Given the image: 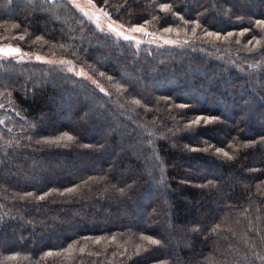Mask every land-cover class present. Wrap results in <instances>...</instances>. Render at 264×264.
Listing matches in <instances>:
<instances>
[{"label": "trees", "instance_id": "1", "mask_svg": "<svg viewBox=\"0 0 264 264\" xmlns=\"http://www.w3.org/2000/svg\"><path fill=\"white\" fill-rule=\"evenodd\" d=\"M89 1L0 0V264H264V0Z\"/></svg>", "mask_w": 264, "mask_h": 264}, {"label": "rangeland", "instance_id": "2", "mask_svg": "<svg viewBox=\"0 0 264 264\" xmlns=\"http://www.w3.org/2000/svg\"><path fill=\"white\" fill-rule=\"evenodd\" d=\"M69 2L75 8H77L79 12H81L87 18L95 22V24H97V26L100 29H104L122 39H126L125 37H127V40H131L136 44H140L146 40L143 32L134 31L133 29H126L122 27L118 23L109 19L107 15L103 13L101 10L96 9L89 0H69ZM147 41L159 45H166L172 43L169 39H164L159 37H154ZM0 49L8 50V49H17V48L12 46H0ZM0 56L22 57V55H20V52L13 53L11 55H8L7 52H0Z\"/></svg>", "mask_w": 264, "mask_h": 264}, {"label": "snow or ice", "instance_id": "3", "mask_svg": "<svg viewBox=\"0 0 264 264\" xmlns=\"http://www.w3.org/2000/svg\"><path fill=\"white\" fill-rule=\"evenodd\" d=\"M133 30L134 31H140V32L144 31V29L142 27H137V28H135ZM125 38L127 39V37H125ZM0 52H7L8 55H11L13 53H18L19 52V49H8V50L0 49ZM201 120H203L202 117L197 118V120L196 121H193V123H200ZM207 122H210V121H205V123H207ZM66 139L71 140L72 137L71 136H67ZM218 151H220V150H218ZM223 155L228 156V153L227 152H224ZM229 158H231V157H229ZM152 243L153 244H156V243H158V241L153 240Z\"/></svg>", "mask_w": 264, "mask_h": 264}]
</instances>
